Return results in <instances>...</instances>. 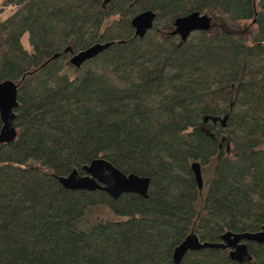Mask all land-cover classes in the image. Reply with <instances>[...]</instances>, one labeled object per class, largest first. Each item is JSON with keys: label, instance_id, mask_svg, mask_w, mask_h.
Listing matches in <instances>:
<instances>
[{"label": "trees", "instance_id": "obj_1", "mask_svg": "<svg viewBox=\"0 0 264 264\" xmlns=\"http://www.w3.org/2000/svg\"><path fill=\"white\" fill-rule=\"evenodd\" d=\"M0 83L15 91L0 134V264H173L189 235L264 226V0H0ZM154 14L138 38L137 14ZM210 18L185 41L177 17ZM26 38L28 50L22 38ZM109 46L79 67L72 55ZM1 129V122H0ZM101 159L148 179L147 195L63 189ZM210 176L200 189L190 165ZM104 209L112 219L95 217ZM227 249L178 264H264Z\"/></svg>", "mask_w": 264, "mask_h": 264}, {"label": "water", "instance_id": "obj_2", "mask_svg": "<svg viewBox=\"0 0 264 264\" xmlns=\"http://www.w3.org/2000/svg\"><path fill=\"white\" fill-rule=\"evenodd\" d=\"M154 14L144 11L135 15L130 20V27L136 37L142 38L151 28ZM210 27V18L204 14L192 12L185 16L177 17L172 23L170 35L185 41L191 33L205 32ZM109 46V43L93 44L88 48L77 52L69 59L70 63L79 67L85 61L95 57L98 53ZM16 105L15 91L8 83H0V134L6 138L14 137L12 127V110ZM197 188L200 189L202 181L199 166L196 163L190 165ZM83 175L75 171L65 177H57L59 185L70 191H101L108 197L116 199L122 194H134L141 198L147 195L148 179L135 175H123L109 163L101 159L92 160L83 168ZM264 244V226L256 233H230L226 232L219 237L216 244L200 243L194 235H189L172 252L173 264H178L186 252L201 249H227L228 258L232 262L243 263L250 260L245 243Z\"/></svg>", "mask_w": 264, "mask_h": 264}, {"label": "rangeland", "instance_id": "obj_3", "mask_svg": "<svg viewBox=\"0 0 264 264\" xmlns=\"http://www.w3.org/2000/svg\"><path fill=\"white\" fill-rule=\"evenodd\" d=\"M7 14H8V10H5L3 13H1L0 18L5 17ZM22 43H23L24 48L28 50V45L26 43V38L25 37L22 38ZM209 176H210V172L209 171H203V172L200 173L202 184H203L204 181H206L207 178H209ZM97 216L99 218L112 219V215L109 214L106 210H104V209H96L95 212L93 214H91V217H90L91 222Z\"/></svg>", "mask_w": 264, "mask_h": 264}]
</instances>
